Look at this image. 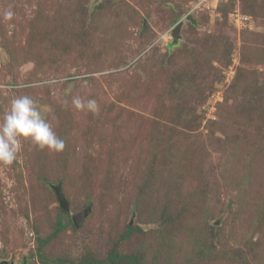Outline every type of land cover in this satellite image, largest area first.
<instances>
[{
  "label": "rangeland",
  "instance_id": "374dc122",
  "mask_svg": "<svg viewBox=\"0 0 264 264\" xmlns=\"http://www.w3.org/2000/svg\"><path fill=\"white\" fill-rule=\"evenodd\" d=\"M24 94L66 146L0 164V264H264V0H0Z\"/></svg>",
  "mask_w": 264,
  "mask_h": 264
},
{
  "label": "clouds",
  "instance_id": "9594fccd",
  "mask_svg": "<svg viewBox=\"0 0 264 264\" xmlns=\"http://www.w3.org/2000/svg\"><path fill=\"white\" fill-rule=\"evenodd\" d=\"M12 15L10 11L5 12L4 18L11 19ZM72 105L80 111L99 113L95 99L84 101L78 96L73 97ZM46 113L47 109L30 95L15 96L10 100V108L0 120V164L10 166L18 160L22 139L29 140L41 150H64L65 141L56 134Z\"/></svg>",
  "mask_w": 264,
  "mask_h": 264
},
{
  "label": "water",
  "instance_id": "95a60500",
  "mask_svg": "<svg viewBox=\"0 0 264 264\" xmlns=\"http://www.w3.org/2000/svg\"><path fill=\"white\" fill-rule=\"evenodd\" d=\"M189 19H193L191 15L188 16ZM195 21V20H194ZM182 26V23L180 22L178 24V26L175 28L174 30V36L175 38H178L179 37V32H180V28ZM51 187L54 189L55 191V194L57 196V199L60 203V206L62 209H64L65 211H69L70 210V205H69V201L67 200L66 196L64 195L63 191H62V185L61 183H58V184H50ZM89 213L88 210H85V211H82L78 214H75L73 216V222L76 226H79L84 217Z\"/></svg>",
  "mask_w": 264,
  "mask_h": 264
},
{
  "label": "trees",
  "instance_id": "16d2710c",
  "mask_svg": "<svg viewBox=\"0 0 264 264\" xmlns=\"http://www.w3.org/2000/svg\"><path fill=\"white\" fill-rule=\"evenodd\" d=\"M64 214H67V211H65L64 209H62V214L58 218L57 231H59L60 229H62L65 226V224H63V220H62V215H64ZM68 223H74L73 222V219L72 220H69ZM130 229H132V228H130ZM127 258L130 260V262L132 264H139L137 258H135L134 256H128ZM111 259H114V258L112 257Z\"/></svg>",
  "mask_w": 264,
  "mask_h": 264
}]
</instances>
